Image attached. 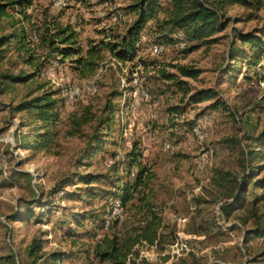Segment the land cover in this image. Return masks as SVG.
<instances>
[{"label":"rangeland","instance_id":"rangeland-1","mask_svg":"<svg viewBox=\"0 0 264 264\" xmlns=\"http://www.w3.org/2000/svg\"><path fill=\"white\" fill-rule=\"evenodd\" d=\"M57 1L33 0L27 15L33 24L54 20L70 25L83 50L122 35L134 21L128 8L138 2L91 0L83 5L64 0L66 5L57 7ZM259 4L258 9L230 8L227 28L218 34L219 42L210 46L191 50V44L175 41L165 44L161 55L153 56L149 46L161 42L149 32V23L132 61L122 63L102 52L98 69L89 78H80L69 60L62 64L51 59L33 84L3 90L0 81V150L4 156L0 167V264H10L6 259L10 256H15L16 264H32L27 250L33 241L42 242L43 255L64 256L60 264H99L91 248L98 236L107 233L102 220L111 192L135 174L132 169L128 175L126 160L134 144L142 153L141 162L154 174V199L176 240L156 249L144 242L137 244L126 264H252L264 250V241L246 243L242 228L230 230L232 222L238 224L236 214L225 221L213 178L225 172L240 178L244 169L237 141L244 133L257 134L264 127V69L259 68H264V60L248 67L242 58L230 61L227 56L228 36L231 38L234 28L247 32L264 25V0ZM167 35L180 38L177 33ZM36 51L35 56H40L41 51ZM173 66L200 70L196 80H184L192 90L214 89L225 105L214 109L212 102H181V92L161 77L162 72L174 73ZM20 70L29 72L14 52L0 65V75ZM36 84L57 92L54 98L59 113L47 151L38 152L23 150L24 142L32 140L31 129L23 127L30 119L15 110ZM69 85L81 92L72 103L65 102L62 91ZM107 104L113 107L111 129L105 136L94 135L106 132L95 128ZM175 108L178 113H173ZM87 112L95 115L94 120L82 127L81 134L71 136L74 120ZM194 130L201 132L202 142ZM100 137L102 150L87 158L86 152ZM250 146L253 149L252 143ZM249 168L257 174L255 178H264V160L252 161L245 171ZM86 174L106 178L91 186L79 184L78 175ZM37 199L48 208L33 209V216L26 219L30 204ZM79 224L83 226L76 229ZM177 240L187 243L189 251L172 254Z\"/></svg>","mask_w":264,"mask_h":264},{"label":"trees","instance_id":"trees-1","mask_svg":"<svg viewBox=\"0 0 264 264\" xmlns=\"http://www.w3.org/2000/svg\"><path fill=\"white\" fill-rule=\"evenodd\" d=\"M75 1L84 5L91 0ZM259 3L260 0H138L128 8L134 14V21L122 35L114 36L108 41L101 40L83 50L78 44L75 30L70 25L63 26L54 20L33 24L26 12L33 6V0H0V65L7 60L9 53L14 52L22 60V65L29 68V72L20 70L17 74L2 73L0 75L2 89L35 83L45 64L51 59L62 64L69 60L73 63V70L77 75L85 79L97 71L102 52L108 53L122 63L132 61L136 55V45L149 23H152L148 28L149 32L161 42L156 44L165 46V44H174L175 41H183L192 45L191 50L216 44L220 40L218 34L223 32L230 22V18L226 16L230 8L238 6L244 9H258ZM159 15H162V18ZM167 33H177L180 38L174 40ZM228 38L227 56L230 61L240 57L247 62L248 67H256L264 60V25L247 32L234 28L231 38L229 36ZM37 49L41 51L38 57L35 56ZM172 68L175 69L174 73L162 72L161 77L181 92V102L192 105L212 102L210 105L214 109L225 105L214 89L192 90L184 80H196L201 73L200 70L188 66ZM44 87V84H36L34 90L30 91L15 108L17 113H23L30 119L29 124L23 127L31 129L32 140L24 142L23 150L47 151L53 137L51 128L59 121L56 108L58 101L54 98L57 92ZM173 111L178 113L176 108ZM94 118L95 115L90 112L76 118L70 135L81 134L82 127L91 123ZM248 119L245 117L247 127L250 124L247 122ZM112 123L113 107L107 104L95 128L96 132L99 129L106 132H97L94 135H107ZM250 143L254 145L253 149H250L252 148ZM237 144L241 147L240 154L244 169L242 176L236 178L225 172L220 178H213V185L221 194L220 211L226 222L236 214L238 224L232 222L234 224L230 230L242 228L244 242L247 243L250 239L264 241V178H255L257 174L253 173L251 168L245 171L252 161L264 160V127L257 134L244 133ZM91 147L86 152V157L89 159L102 150V137ZM259 148L263 151H256ZM141 159L142 153L134 144L126 154V160L128 175H132V169H135V174L133 178H128L122 183L121 188L117 187L116 192H111L108 202L109 207L110 200L115 198L120 200L124 208L123 218L121 221L112 220L106 229L107 233L98 236L91 248V254L99 264H126L137 244L144 242L162 248L166 243L176 240L175 231L169 224L164 223L161 207L155 202L152 187L154 174L141 162ZM113 169V175L116 176V168ZM13 174L24 176L22 173L13 172ZM78 178L79 184L91 186L106 176L86 174L78 175ZM87 195L94 197L91 190H87ZM78 197L81 199V196ZM47 208L48 206L42 204L41 200H35L29 206L26 219L33 216V209L41 211ZM81 226L83 224L77 225L76 229ZM102 226H104V218ZM42 249L41 241L31 243L27 255L32 259V264L63 262L64 256L43 255ZM14 258L15 256H10L6 259L10 264H16ZM251 262L264 264V250Z\"/></svg>","mask_w":264,"mask_h":264},{"label":"built area","instance_id":"built-area-1","mask_svg":"<svg viewBox=\"0 0 264 264\" xmlns=\"http://www.w3.org/2000/svg\"><path fill=\"white\" fill-rule=\"evenodd\" d=\"M65 5H66V2L64 0H58L57 2H55V6H57V7H64ZM179 46L182 48L184 46V44L181 43ZM165 49H166L165 46L161 45V44H151L149 46V52L153 56L161 55L165 51ZM62 91H63V95L65 97L66 103L74 102L81 95V92L78 88H76L74 86H70V85L66 86ZM194 131H195V135L198 138V140L200 142H202L203 141V135L201 134V132H199L198 130H194ZM166 147L168 148V146H166ZM3 159H4V156H3L2 150H0V167L3 166L2 165ZM59 196H62V194ZM123 214H124V208H123L120 200L117 198L110 200L108 210L104 216V228L107 229L109 227L110 222L114 219H118L119 221H121L123 218ZM184 222H185V220H182V223H184ZM149 247H151L152 249H156L155 244L151 245ZM172 248H175V250L173 251L172 254H176L177 256L183 250H186L187 252L189 251V249L187 248V243H184L183 240H177L174 243V245L172 246ZM194 248L197 250L198 245L194 244ZM143 257L146 258V256H143Z\"/></svg>","mask_w":264,"mask_h":264}]
</instances>
